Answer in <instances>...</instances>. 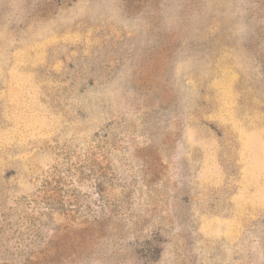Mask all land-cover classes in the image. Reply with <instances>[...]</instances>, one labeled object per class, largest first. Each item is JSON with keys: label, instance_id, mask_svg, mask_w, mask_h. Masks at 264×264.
Here are the masks:
<instances>
[{"label": "rangeland", "instance_id": "rangeland-1", "mask_svg": "<svg viewBox=\"0 0 264 264\" xmlns=\"http://www.w3.org/2000/svg\"><path fill=\"white\" fill-rule=\"evenodd\" d=\"M0 264H264V0H0Z\"/></svg>", "mask_w": 264, "mask_h": 264}]
</instances>
